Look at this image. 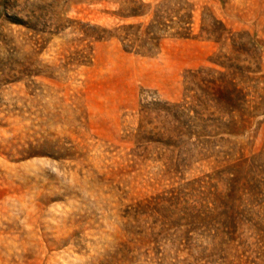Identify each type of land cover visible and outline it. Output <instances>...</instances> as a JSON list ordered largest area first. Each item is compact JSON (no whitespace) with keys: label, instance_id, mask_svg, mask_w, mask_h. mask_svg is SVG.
Returning a JSON list of instances; mask_svg holds the SVG:
<instances>
[{"label":"rangeland","instance_id":"rangeland-1","mask_svg":"<svg viewBox=\"0 0 264 264\" xmlns=\"http://www.w3.org/2000/svg\"><path fill=\"white\" fill-rule=\"evenodd\" d=\"M163 1L0 0V264H264V113L222 132L201 91L223 62L264 93V0H186L153 55L106 37ZM234 171L235 226L190 222Z\"/></svg>","mask_w":264,"mask_h":264},{"label":"trees","instance_id":"trees-1","mask_svg":"<svg viewBox=\"0 0 264 264\" xmlns=\"http://www.w3.org/2000/svg\"><path fill=\"white\" fill-rule=\"evenodd\" d=\"M1 1L4 3L8 2V0ZM217 22L219 23V29H212V31L208 32L213 36L214 41L219 42L226 27L221 21ZM191 23L192 7L186 0H164L155 5L153 16L146 25H143L142 22L121 24L114 28V32L109 33L106 37L108 39L117 38L128 52L133 51L136 54L148 56L157 52L163 34L166 32H168L167 35L169 37L176 39L191 38ZM169 29H172V31H168ZM216 64L225 68L224 71H216L217 76L209 80V83L216 85V94L210 97V93H204V89H201V91L206 101L213 102V106L222 114H228V120L226 121L217 118L216 128L224 130L222 132L238 134L250 127L251 118L264 113V93H256L257 91L254 90L253 94H250L246 87L241 85L243 72L241 73L236 66L233 67V65H227L223 62H216ZM208 70L210 71L211 69ZM201 104L203 105L204 103L202 102ZM196 118L202 120L199 117ZM225 173H228V171ZM196 182L197 186L191 188L196 193L197 200H193L196 203L183 206L189 221L214 219L217 215L222 214L220 212L214 214L215 209L224 206L223 213L229 220L226 219L222 223L225 226H229L230 223L233 228L235 226L234 209L231 205H226L227 201L222 197L233 198L237 193L239 178L235 171L233 176H227V190L224 194L211 191L210 188L201 190L200 188L206 187V183L203 182L202 178L197 179ZM206 198H209L214 204L211 209H207V204L201 202V200H207Z\"/></svg>","mask_w":264,"mask_h":264}]
</instances>
